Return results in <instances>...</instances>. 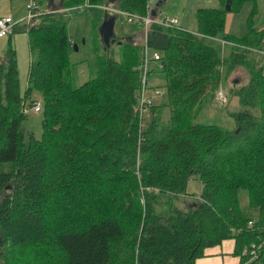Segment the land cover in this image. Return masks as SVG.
<instances>
[{
	"label": "trees",
	"instance_id": "1",
	"mask_svg": "<svg viewBox=\"0 0 264 264\" xmlns=\"http://www.w3.org/2000/svg\"><path fill=\"white\" fill-rule=\"evenodd\" d=\"M227 1L197 7L195 31L149 25L144 39L159 60L149 65L146 87L165 96L143 115V43L123 39L115 59L94 42L95 75L77 87L70 81L66 11L105 0H61L34 25L13 26L0 58V264H195L226 239L240 264H264V67L249 57L262 49L264 29L248 20L243 36L226 33ZM112 5L166 18L152 15L148 0ZM24 30L36 57L22 94L11 35ZM209 38L232 42L228 58ZM224 65L249 72L237 90L243 108L231 114L234 129L195 119ZM34 90L42 97L40 138L21 125ZM192 178L202 190L188 205ZM239 189L256 218L241 209Z\"/></svg>",
	"mask_w": 264,
	"mask_h": 264
},
{
	"label": "rangeland",
	"instance_id": "2",
	"mask_svg": "<svg viewBox=\"0 0 264 264\" xmlns=\"http://www.w3.org/2000/svg\"><path fill=\"white\" fill-rule=\"evenodd\" d=\"M114 1L115 0H105L108 4L107 6L112 8V10L108 11L105 10V6H100V8L99 5L86 6L80 11L74 9L66 11L67 35L72 44L69 58L71 63L70 81L73 87H77L87 79L93 77L96 73V55L93 48L94 42L102 47L101 54L105 53L106 56L119 59L121 45L118 44L117 41L123 39L127 34L135 30H132L131 27L140 29V26L136 25L137 21H128L125 15L118 14L114 25V31L120 38L112 41L107 51L103 49V44L100 41L99 28L104 23L106 15L114 14L112 5ZM150 1L152 2L153 0ZM30 2H35L39 9H41L37 17L40 16L41 12H50L43 11L48 8L50 3L49 0H0V15L8 13L16 23L20 21L27 22L26 16L28 15V10L26 5ZM218 5V0H164L160 6V11L163 16L177 17L179 23L176 25L192 28L196 26L194 11L197 7H218ZM248 20L252 21L253 28L259 30L264 29V0H246L240 5L233 4L230 10H226L224 14L225 32L236 37L243 36L249 29ZM13 34L12 45L16 51L19 86L20 92L23 94L27 86L29 65L31 60L36 57V52L29 50L26 30L17 31ZM8 40L9 34L0 39V58L4 57L3 54L7 48ZM124 41L127 40L124 39ZM207 42L217 48L222 58H228L230 55L231 47L228 42H219L210 38L207 39ZM75 45L77 48H75ZM261 46L264 49V39ZM257 50L261 51L262 49ZM152 52L153 50L149 49L146 51V55L151 57ZM249 57L257 61V66L264 67V55L250 51ZM154 64L155 62H152L150 65L152 66ZM248 79L249 72L245 67L222 66L220 86L211 93L210 97L202 102L203 104L195 117L196 121L213 123L226 129H234L235 121L231 114L243 108L237 90L242 85L246 84ZM217 90L222 91L225 96L224 101L218 99ZM148 92L153 96V103L155 105H160V102L165 96V92L160 95H155L152 90L147 91V93ZM32 94V98L41 105L42 97L40 92L34 90ZM138 106L139 112H141L142 108L139 104ZM254 110H251L253 114L255 113ZM159 112L164 120L168 119L170 115V109L168 107L162 106ZM41 120V113L30 110L28 117L21 125L24 130L32 131L36 138H40L42 135ZM201 190L202 183L199 179L192 178L188 181L185 197L188 201V205L189 202L194 203L196 201ZM238 197L240 207L244 213L249 217L256 218L258 212L249 205L247 190L239 189ZM178 205L182 207L181 202H178Z\"/></svg>",
	"mask_w": 264,
	"mask_h": 264
},
{
	"label": "built area",
	"instance_id": "3",
	"mask_svg": "<svg viewBox=\"0 0 264 264\" xmlns=\"http://www.w3.org/2000/svg\"><path fill=\"white\" fill-rule=\"evenodd\" d=\"M84 5H78L74 7L77 10H81ZM27 10H28V15L26 16L27 22L31 24L36 23V18L40 13V10L38 5L35 2H30L27 4ZM105 10H112L110 6H105ZM114 9V14L118 15H125L128 21H133L134 19L142 20L143 24V30H144V36L146 35L147 29L149 25L156 21L160 24L164 25H174L177 24V19L174 17H166V18H161V19H154L150 14H147L145 17H138L136 14L124 12L121 10ZM25 19V18H24ZM17 24L16 22L13 21L11 16H4L0 17V37L6 36L11 33L13 26ZM146 39V37H145ZM149 50L148 45L145 42V45L143 46V62L139 65V69L142 71L141 74V92H140V98L139 102L142 108V111L140 112L142 115L143 113H147V108L153 103V96L147 93L149 89L146 87V81H147V70L149 68V65L152 61H157L159 60V53L156 51H153L151 54V57H148L146 55V51ZM155 95H160L163 93L162 90L160 89H154L152 90ZM217 96L220 101L225 100V96L223 95L222 91L217 90ZM41 109V105L38 102H33L32 106L28 107L27 105L23 106L22 111L24 113H28L30 110L33 112H39ZM144 111V112H143ZM251 224V222H250ZM246 251V250H245ZM244 251V253H245ZM242 264H247V262H243Z\"/></svg>",
	"mask_w": 264,
	"mask_h": 264
},
{
	"label": "crops",
	"instance_id": "4",
	"mask_svg": "<svg viewBox=\"0 0 264 264\" xmlns=\"http://www.w3.org/2000/svg\"><path fill=\"white\" fill-rule=\"evenodd\" d=\"M49 1H50V3H49L48 8L43 10V11L56 10L58 7H60L61 0H49ZM158 2H159V0H153L152 2L150 0H148V5L150 8V11L155 10V12H157L160 17H164L163 15H161V11H160L161 3L157 5ZM70 9L77 10L74 7H71ZM113 15L116 16V18H115V21H116L118 15H116V14H113ZM2 16H11V15H8V13H6V14L0 15V17H2ZM171 17L176 18L177 24L179 23V20L177 17H175V16H171ZM23 19H21V20H23ZM20 22H22V21H20ZM114 25H115V23H114ZM136 25L140 26V23L137 22ZM179 26H181V25H179ZM181 27L184 29H187V30H191V31H195V29H196V27H192V28H186L183 26H181ZM131 28H132V30L133 29H135V30L132 31L131 33L127 34L123 39H126L127 41L134 42V43H143V45H145V39H144L145 36H144L143 28L141 26H140V29H138L137 27H131ZM114 33H115V31H114ZM13 35L14 34L11 35V38ZM115 35H116V33H115ZM3 37H0V39H2ZM9 37H10V35H9ZM123 39H121V43H122ZM214 40L219 41V42H228L230 44V47L232 46V42H230L229 40L221 41V40H218L217 38ZM11 41H12V39H11ZM117 43H118V41H117ZM7 44H8V42H7ZM0 50H1V48H0ZM105 51H107V50H105ZM254 52L264 55V49L263 48L261 51L260 50H254ZM195 264H240V257L238 255L234 254V240L233 239H226V240H223L218 245H214L212 247L206 248L205 249V255L200 257V258H197L195 261Z\"/></svg>",
	"mask_w": 264,
	"mask_h": 264
},
{
	"label": "water",
	"instance_id": "5",
	"mask_svg": "<svg viewBox=\"0 0 264 264\" xmlns=\"http://www.w3.org/2000/svg\"><path fill=\"white\" fill-rule=\"evenodd\" d=\"M164 0H159L158 4H162ZM231 8V0H228L225 4V9L228 11ZM151 14L156 16L157 13L155 10L151 11ZM116 16L114 15H106L104 23L99 28V35H100V41L103 44V49L108 50L110 48L111 42L116 40V35L114 33V23H115ZM118 43H121V40L118 41ZM75 48L76 45H75Z\"/></svg>",
	"mask_w": 264,
	"mask_h": 264
},
{
	"label": "flooded vegetation",
	"instance_id": "6",
	"mask_svg": "<svg viewBox=\"0 0 264 264\" xmlns=\"http://www.w3.org/2000/svg\"><path fill=\"white\" fill-rule=\"evenodd\" d=\"M119 38H120V37L117 35V36H116V39L118 40Z\"/></svg>",
	"mask_w": 264,
	"mask_h": 264
}]
</instances>
